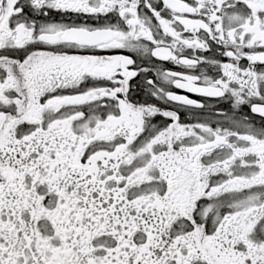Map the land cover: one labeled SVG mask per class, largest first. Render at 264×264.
<instances>
[{
	"label": "snow or ice",
	"instance_id": "obj_1",
	"mask_svg": "<svg viewBox=\"0 0 264 264\" xmlns=\"http://www.w3.org/2000/svg\"><path fill=\"white\" fill-rule=\"evenodd\" d=\"M0 264H264V0H0Z\"/></svg>",
	"mask_w": 264,
	"mask_h": 264
},
{
	"label": "flooded vegetation",
	"instance_id": "obj_2",
	"mask_svg": "<svg viewBox=\"0 0 264 264\" xmlns=\"http://www.w3.org/2000/svg\"><path fill=\"white\" fill-rule=\"evenodd\" d=\"M158 63H164L166 64L168 67H173L172 65L168 64V62H158ZM181 92V94H184L183 93V90H179Z\"/></svg>",
	"mask_w": 264,
	"mask_h": 264
}]
</instances>
